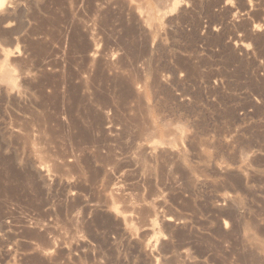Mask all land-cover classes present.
Instances as JSON below:
<instances>
[{"label":"rangeland","instance_id":"1","mask_svg":"<svg viewBox=\"0 0 264 264\" xmlns=\"http://www.w3.org/2000/svg\"><path fill=\"white\" fill-rule=\"evenodd\" d=\"M0 9V264H264V0Z\"/></svg>","mask_w":264,"mask_h":264},{"label":"bare ground","instance_id":"2","mask_svg":"<svg viewBox=\"0 0 264 264\" xmlns=\"http://www.w3.org/2000/svg\"><path fill=\"white\" fill-rule=\"evenodd\" d=\"M1 2H2V0H1ZM3 5H4V4H3ZM1 7H2V6H1ZM1 9H2V8H1ZM1 9H0V10H1ZM1 12H2V11H0V13H1ZM93 58H94V57H93ZM106 125H107V124H106Z\"/></svg>","mask_w":264,"mask_h":264}]
</instances>
